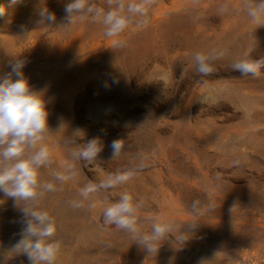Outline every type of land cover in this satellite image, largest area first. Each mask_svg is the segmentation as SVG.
<instances>
[{"label": "rangeland", "instance_id": "374dc122", "mask_svg": "<svg viewBox=\"0 0 264 264\" xmlns=\"http://www.w3.org/2000/svg\"><path fill=\"white\" fill-rule=\"evenodd\" d=\"M70 2L0 0V73L23 59L48 102L53 164L42 179L66 164L76 171L40 200L58 226L56 264H264V67L255 77L232 69L264 56V26L250 22L243 0H155L149 23L130 25L115 47L90 19L63 28ZM214 49L224 53L214 72L198 74L194 54ZM76 131V144L99 139L96 160H73L67 139ZM114 140L124 145L115 158ZM128 170L136 174L126 184L70 205L89 182ZM123 191L143 199V231L155 220L171 225L154 255L104 223V208ZM23 219L0 193V264H29L12 252Z\"/></svg>", "mask_w": 264, "mask_h": 264}, {"label": "clouds", "instance_id": "9594fccd", "mask_svg": "<svg viewBox=\"0 0 264 264\" xmlns=\"http://www.w3.org/2000/svg\"><path fill=\"white\" fill-rule=\"evenodd\" d=\"M155 0H105V6L94 0H71L64 6L67 28L78 20L90 19L102 25L103 35L113 41L115 47H123L121 35L132 24L147 25L149 13ZM227 5L221 7L226 11ZM243 11L256 27L264 26V0H243ZM3 9H0V15ZM42 19L49 24L56 22L54 13L44 10ZM224 55L223 52H196L193 56L195 71L202 75L214 72V62ZM26 61L14 58L9 62L10 71L0 73V193L14 200L23 212L21 238L13 246L16 255H26L29 264H56L62 249V242L55 239L58 226L48 211L43 210L40 200L50 192L57 191L53 181L64 184L75 179L76 171L72 164H66L63 171H52L53 180L42 179V168L53 164L52 152L45 143L49 131L48 108L43 90H33L23 69ZM264 67V56L258 59L243 58L233 63L232 69L244 76H259ZM61 129H63L61 127ZM76 131L67 139L75 145L71 156L73 160L90 163L96 160L103 150L99 139L93 138L84 144H76ZM124 145L121 140L111 144L113 158L120 155ZM140 169L144 164L138 166ZM136 174L128 170L109 174L98 183L89 182L79 189L78 200L70 201L74 208H80L85 201H91L94 194L103 190L116 189L126 184ZM143 199L137 200L128 191L119 194V198L109 203L103 210L106 225H115L127 233L132 241L144 246L150 254H155L160 242L171 233V225L155 220L150 231L139 226V211ZM90 207L94 208L95 203Z\"/></svg>", "mask_w": 264, "mask_h": 264}]
</instances>
